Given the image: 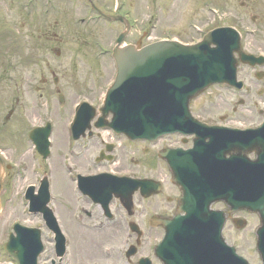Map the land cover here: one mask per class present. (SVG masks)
<instances>
[{"label":"flooded vegetation","instance_id":"flooded-vegetation-1","mask_svg":"<svg viewBox=\"0 0 264 264\" xmlns=\"http://www.w3.org/2000/svg\"><path fill=\"white\" fill-rule=\"evenodd\" d=\"M189 2L209 5L217 10L219 20L214 27H231L238 34L240 50L246 56L245 63L239 64L236 69L237 80L242 82L238 92L242 91L244 96L239 102L247 106L251 117L249 120L244 118L246 121L241 125L245 126L244 128L262 125L264 0ZM72 3L73 0H55L54 4L56 9L68 10L72 8ZM98 4L99 10L104 14L125 18L123 23L109 22L103 16L100 17L107 31L104 39V32L100 30L98 40L102 41L100 44L103 47L100 55L109 60L110 65H113L110 60L111 47L119 34H125V43H135L138 40L148 42L153 39V9L148 3L145 14L133 13L136 6L131 0L117 4H114L113 0H98ZM198 8L199 6H196V12ZM170 10V7H166L165 15ZM195 15L199 14L192 12V18ZM93 20L80 18L79 27L94 28L97 23ZM63 21L64 25L72 26L73 23V26H76L72 18ZM195 21L201 22V19L195 18ZM58 24L57 18L41 19L38 8L27 13L26 0H0V161L3 166L0 199L5 211L7 209L9 216L20 218L22 222L26 216H33L36 219L35 226L47 231L40 209H35L33 214L28 210L31 197L41 200L45 184L47 205L64 237L65 252L60 259L55 247V235L49 231L42 232V264H72L75 240L78 246L80 245L79 249L82 247L85 252L93 246L98 249L99 252L95 251L90 258L84 257L80 250L81 257L90 260V264H176L177 253L166 251L164 259L161 260L156 254L155 246L168 229L173 228L174 222L166 225L164 222L185 214L179 210L183 191L175 183L171 166L195 164L174 163V158L178 157L172 154L173 162L169 163L166 159H161L163 157H160V153L171 149L190 148L194 135L176 133L153 141L133 140L116 133L110 127H99V124L110 121V116L96 114L87 125L83 120L74 122L72 106L80 100L100 102L105 81L94 84L95 89L92 91L87 89L85 84L77 82L71 83L62 91L57 87L56 72L49 67L48 62L47 73L51 82L49 78L42 76L43 54H60L57 45L62 40L58 38ZM234 55L237 57L238 53ZM114 72V67H110L106 80H109ZM224 88L235 90L226 86ZM53 97L60 109L66 108V114H56V110L47 104ZM42 99H45V104ZM197 116L209 125H231L230 121L223 120L224 116L218 120L211 116ZM47 123L50 129V155L43 159L31 138L32 135L29 134L34 128L43 127ZM33 137L36 138L37 135L34 134ZM208 141L209 138L204 137L203 142ZM148 153L150 158H144ZM139 160L146 161V166L142 167L148 170L147 173H139ZM206 173L208 174L207 171ZM138 179L157 183V190L154 191L155 186H150L148 192L151 193L141 195L136 187ZM102 188L104 193L99 198L90 195L93 189L101 191ZM208 208L224 212L223 232L248 231L255 235L259 224L256 214L245 211L230 213V208L216 199L209 202ZM10 233L11 230L8 231L7 237ZM153 235L159 236L155 242ZM229 242L235 244L232 240ZM47 244L50 248H47ZM241 245L238 242L235 244L238 253L245 256L247 251L246 258L255 257L254 246L244 248ZM47 251L48 254H45ZM189 261V264H201Z\"/></svg>","mask_w":264,"mask_h":264},{"label":"water","instance_id":"water-1","mask_svg":"<svg viewBox=\"0 0 264 264\" xmlns=\"http://www.w3.org/2000/svg\"><path fill=\"white\" fill-rule=\"evenodd\" d=\"M211 42L215 48H209ZM231 47L225 39L217 38L205 39L191 47L160 42L138 51L131 46L117 48L114 54L120 74L102 110L105 113L110 110L113 123L124 124L128 134L146 133L148 128L154 133L177 128L188 117L186 108L190 98L211 83H233ZM129 75L134 79L122 85ZM254 203L264 215V194ZM250 205L242 207L250 209L253 207ZM38 242L36 234L20 235L7 244L6 250L17 264H36Z\"/></svg>","mask_w":264,"mask_h":264},{"label":"rangeland","instance_id":"rangeland-1","mask_svg":"<svg viewBox=\"0 0 264 264\" xmlns=\"http://www.w3.org/2000/svg\"><path fill=\"white\" fill-rule=\"evenodd\" d=\"M131 1L136 6L133 9V13L145 14L147 0ZM171 1L172 0H153L156 12L159 13L160 16L159 25L161 26L156 34H161L163 28V30L172 31V35H178L185 40L191 38L190 34L196 36L193 32L189 33V29L187 28L186 21L189 20V13L186 10H189L190 12L192 10V12L196 14L200 10V19L203 20L205 15L209 16V14L205 12L203 5L195 3L190 4L189 0H177L176 3H171ZM168 3H171L172 6L169 5L171 10L165 15L168 19L167 21L164 17V10L166 7H169ZM77 5L81 6V3ZM196 6H199L197 12L195 11ZM61 9L59 12L64 13ZM53 11L54 9H49V11L45 14V17L57 18L59 22L57 26V33L58 38H61L62 42L57 45V48L60 50V54L56 56L53 53H48L46 55L43 54L41 58L42 76L49 78V82H51V77L47 73L48 68L46 62H48L49 67L56 72V76L58 77L57 87L62 91L67 88L66 86H70L73 82L85 84L87 89L92 91L95 89L94 84L106 81L108 77L106 74H109L110 71L109 61L106 60L105 57H95L94 54L96 53L97 48L94 46V42H92L94 39H99L101 29L102 33L104 32L103 37L106 39L107 31H105L104 24L100 23V25H96L97 28L96 26H93L94 28H86V26H82L81 28L71 25L67 26L64 25L63 20L69 18L70 12L64 13L63 19L59 12L55 13L57 16L53 15ZM79 13L80 11L78 13L76 11L72 16V19L78 17ZM192 20L195 19L192 18ZM84 41H86V43ZM42 48L44 51V46ZM243 99L244 96L242 92H234L233 90L223 89L216 86L211 87L203 95L192 101L191 109L192 113L196 115L200 114L203 116H211L216 120H218L219 117L224 116L223 120L230 121L232 124L240 125L245 123L246 120L244 118H247L248 120L251 119L246 109L247 106L239 104V100ZM42 103L45 104V99H42ZM47 104L56 110V114H66V108L60 109L55 101V97L52 98V101L48 100ZM232 107L235 110L232 109ZM252 119L256 121L255 118ZM144 158H150V153L144 155ZM145 162V160H139L138 171L141 174L148 172V170L142 167L146 166L144 164ZM7 212L8 210L6 209L3 216L0 218V264H9L11 262L3 250V243L5 240L4 231L6 229L5 226L6 223H8L13 217L11 215L9 216ZM35 220L36 219L34 218L33 221ZM224 236L226 240L238 242L242 244L241 246H244V248H249L254 242V237L248 231L243 233H226V231H224ZM146 237L148 239V235ZM152 237H154L152 238L154 242L159 239L158 235H153ZM79 246L78 242L75 240L72 264H90V260L81 257L80 250L82 251L84 257L86 256L90 258L95 254V251L99 252L98 249L93 246L91 247L92 249L90 248L87 252H85L82 247L79 249ZM47 248H49L48 244ZM45 254H48V251ZM246 254L245 256H248ZM249 259L251 264H258L254 260V257Z\"/></svg>","mask_w":264,"mask_h":264}]
</instances>
